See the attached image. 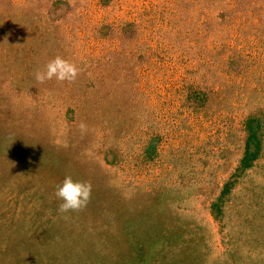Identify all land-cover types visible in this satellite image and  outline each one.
<instances>
[{"label": "rangeland", "instance_id": "rangeland-1", "mask_svg": "<svg viewBox=\"0 0 264 264\" xmlns=\"http://www.w3.org/2000/svg\"><path fill=\"white\" fill-rule=\"evenodd\" d=\"M0 264H264V0H0Z\"/></svg>", "mask_w": 264, "mask_h": 264}, {"label": "clouds", "instance_id": "clouds-1", "mask_svg": "<svg viewBox=\"0 0 264 264\" xmlns=\"http://www.w3.org/2000/svg\"><path fill=\"white\" fill-rule=\"evenodd\" d=\"M78 72L79 69L75 63L57 55L48 60L42 68L37 69L34 75L41 82L53 78L59 81H72L75 80ZM91 194V183L83 179H74L71 174L65 175L63 180L55 186V195L61 201L59 205L61 213L78 211L85 207Z\"/></svg>", "mask_w": 264, "mask_h": 264}]
</instances>
